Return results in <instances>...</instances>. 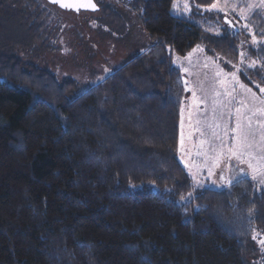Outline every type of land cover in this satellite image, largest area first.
<instances>
[{
    "label": "trees",
    "instance_id": "obj_1",
    "mask_svg": "<svg viewBox=\"0 0 264 264\" xmlns=\"http://www.w3.org/2000/svg\"><path fill=\"white\" fill-rule=\"evenodd\" d=\"M181 1L122 0L149 45L80 91L32 62L52 50V6L0 0V264H264V192L248 180L194 189L170 93L173 55L198 45L235 64L246 53L240 78L264 89V46L243 49L248 35L204 10L215 0L178 16ZM95 8L121 27L114 3Z\"/></svg>",
    "mask_w": 264,
    "mask_h": 264
},
{
    "label": "rangeland",
    "instance_id": "obj_2",
    "mask_svg": "<svg viewBox=\"0 0 264 264\" xmlns=\"http://www.w3.org/2000/svg\"><path fill=\"white\" fill-rule=\"evenodd\" d=\"M102 1L93 0L94 11L78 13L51 5L49 29L43 39H48L52 50L32 62L60 79H73L83 91L148 47L149 41L136 19L125 12L122 0H106L125 17L118 30L106 27L95 8ZM178 7L174 14L187 16L195 6L183 0ZM204 10L215 18L223 14L224 24L231 20L232 31L248 35L241 40L243 49L247 44L258 49L264 46V38L256 34V27L264 25V0H215ZM195 20L203 30L221 33L222 25L202 21V17ZM172 64L180 71L170 91L181 117L178 159L194 189L223 190L248 180L264 192V89L255 91L240 78V70L252 65L247 54L235 64L207 56L198 45L187 56L174 54ZM190 199L188 195L182 202Z\"/></svg>",
    "mask_w": 264,
    "mask_h": 264
},
{
    "label": "water",
    "instance_id": "obj_3",
    "mask_svg": "<svg viewBox=\"0 0 264 264\" xmlns=\"http://www.w3.org/2000/svg\"><path fill=\"white\" fill-rule=\"evenodd\" d=\"M48 4L58 7L61 10L80 12V11H94L93 0H57V2H50L45 0ZM61 4L64 6L61 7Z\"/></svg>",
    "mask_w": 264,
    "mask_h": 264
},
{
    "label": "snow or ice",
    "instance_id": "obj_4",
    "mask_svg": "<svg viewBox=\"0 0 264 264\" xmlns=\"http://www.w3.org/2000/svg\"><path fill=\"white\" fill-rule=\"evenodd\" d=\"M50 2H57V0H50ZM64 5L61 4V7H63ZM213 7H215V5H213ZM94 10V9H93ZM243 55V53L241 54ZM253 65H249V67H252ZM237 111H239V109H237ZM262 244H264V240L261 241Z\"/></svg>",
    "mask_w": 264,
    "mask_h": 264
},
{
    "label": "crops",
    "instance_id": "obj_5",
    "mask_svg": "<svg viewBox=\"0 0 264 264\" xmlns=\"http://www.w3.org/2000/svg\"><path fill=\"white\" fill-rule=\"evenodd\" d=\"M230 26H231V24H230ZM232 27V26H231Z\"/></svg>",
    "mask_w": 264,
    "mask_h": 264
}]
</instances>
